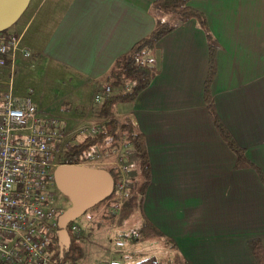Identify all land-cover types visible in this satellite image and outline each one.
I'll use <instances>...</instances> for the list:
<instances>
[{
  "label": "crops",
  "instance_id": "obj_1",
  "mask_svg": "<svg viewBox=\"0 0 264 264\" xmlns=\"http://www.w3.org/2000/svg\"><path fill=\"white\" fill-rule=\"evenodd\" d=\"M156 1L40 0L13 35L20 37V52L97 83L152 33ZM189 6L204 14L219 45L216 113L264 177V0H192ZM150 53L158 75L133 105L119 114L117 109L146 138L151 182L145 216L187 264H257L249 241L264 244V184L256 170L236 169L235 153L212 122L204 101L206 32L190 20ZM97 109L83 116L90 119ZM132 251L117 247L113 253L127 258Z\"/></svg>",
  "mask_w": 264,
  "mask_h": 264
},
{
  "label": "built area",
  "instance_id": "obj_2",
  "mask_svg": "<svg viewBox=\"0 0 264 264\" xmlns=\"http://www.w3.org/2000/svg\"><path fill=\"white\" fill-rule=\"evenodd\" d=\"M20 37L0 33V68L15 72ZM26 57L30 53L23 51ZM13 78V77H12ZM113 93L108 85L96 104L106 103ZM60 119L42 113L30 96L14 95L13 85L0 91V262L3 264H56L53 259L62 213L54 205L55 170L72 146ZM86 136L100 132L83 128ZM63 150L65 152L63 153ZM97 154V153H96ZM91 159H101L92 156ZM121 171L122 170V167ZM125 174L116 183L117 192L129 186ZM71 230L77 232V227ZM74 233V234H75ZM77 236V234H75ZM108 264H124L112 259Z\"/></svg>",
  "mask_w": 264,
  "mask_h": 264
},
{
  "label": "rangeland",
  "instance_id": "obj_3",
  "mask_svg": "<svg viewBox=\"0 0 264 264\" xmlns=\"http://www.w3.org/2000/svg\"><path fill=\"white\" fill-rule=\"evenodd\" d=\"M39 1L32 0L21 19L5 33L9 35L20 33L21 27L31 17ZM23 53L20 50L17 52L13 75L10 69L0 68V91L9 90L12 83L15 96L21 98L30 96L39 111L60 119L66 134V141L71 146L87 137L82 132L83 128L96 127L101 130L100 123L102 120L96 116V112L92 116L90 115V119L87 118H89L88 112L93 107L99 108L101 106L95 103L94 98L97 94H104L108 82L106 78H102L97 83H87L82 76L36 57H31V54L30 57H26ZM151 57L150 52L144 55L145 60H150ZM126 107H128L126 104H122L121 107L118 106V114L124 111ZM83 112H86L87 118L83 116ZM64 152L65 150H63ZM89 156L102 158H90V164L87 163V166L109 170L112 167H117L120 170V167L122 170L126 168L121 173L125 174L127 183L131 182L130 177H128L129 174L136 176V178L140 175L138 162H134L135 154L126 145L119 150L104 151L103 147L94 148L90 151ZM61 161L56 159L57 163ZM128 187L124 193L117 192L118 203H113L114 201L106 203L107 201H104L73 222V227H77V232L72 231V228L71 233L77 237L87 252L85 261H80L77 264H107L112 258H118L124 264H134L143 257H151L163 264H186L183 260L178 259L174 255L175 252H171V248L167 247L168 245L159 238L140 241L139 243H132L127 238H120V235L129 234L140 226V218L137 213L126 208L124 204ZM111 197L113 198V196ZM54 205L59 213H63L71 207L72 203L68 197L56 189ZM124 239H127L126 245H124L126 241ZM158 240L160 242H157ZM117 247H123L125 251L133 250V253L130 254L129 252L127 258L117 256L113 253Z\"/></svg>",
  "mask_w": 264,
  "mask_h": 264
},
{
  "label": "trees",
  "instance_id": "obj_4",
  "mask_svg": "<svg viewBox=\"0 0 264 264\" xmlns=\"http://www.w3.org/2000/svg\"><path fill=\"white\" fill-rule=\"evenodd\" d=\"M192 0H157L153 5V10L157 15L156 25L150 35L134 45L129 53L120 57L106 75V80L111 83L116 90L109 100L96 110V116L102 120L100 132L95 136H87L78 141L62 157L61 164L85 165L90 164L89 153L94 148L105 150H119L125 145L136 155L139 165L140 175H128L131 182L126 193L125 206L137 213L140 218V226L137 230L129 234L120 235V238H129L133 242L147 241L155 238H164L165 235L158 230L147 219L143 212V204L146 191L151 182V164L147 150L146 138L144 134L134 124L130 116L118 117L117 107L120 104L133 105L138 96L152 84L159 73L155 62L145 60L147 52L156 50L158 43L174 30L184 25L190 20H196L199 26L206 32L209 46V70L204 86V101L212 122L224 142L235 153L237 157L236 169L256 170L264 184V177L260 169L250 162L246 157V151L242 149L234 140L228 129L221 122L214 108L212 97V84L217 75V52L219 45L210 33L204 14L189 6ZM164 16H170L171 21L164 20ZM174 21V22H172ZM5 33V32H4ZM91 167V166H90ZM95 167V166H93ZM114 177L116 183L122 176L121 170L117 167L106 168ZM117 187L113 198L107 199L106 203H118ZM117 199V200H115ZM71 223L68 231L71 237V244L68 250L61 253L56 236L55 244H52L54 251L53 259L56 264H77L85 257V249L77 237L71 233ZM174 244L173 241H167ZM249 249L257 264H264V244L261 239L249 241ZM0 264H3L0 262ZM134 264H163L151 257H143ZM187 264V263H186Z\"/></svg>",
  "mask_w": 264,
  "mask_h": 264
},
{
  "label": "water",
  "instance_id": "obj_5",
  "mask_svg": "<svg viewBox=\"0 0 264 264\" xmlns=\"http://www.w3.org/2000/svg\"><path fill=\"white\" fill-rule=\"evenodd\" d=\"M31 0H0V33L15 25L27 10ZM57 189L72 203L59 219L61 253L68 250L71 237L68 227L90 209L114 195L116 181L104 168L61 164L55 170Z\"/></svg>",
  "mask_w": 264,
  "mask_h": 264
}]
</instances>
